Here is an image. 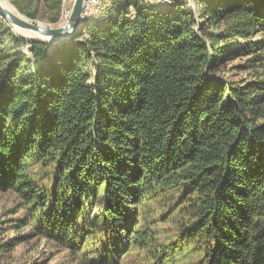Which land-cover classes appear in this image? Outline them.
<instances>
[{"label":"trees","instance_id":"16d2710c","mask_svg":"<svg viewBox=\"0 0 264 264\" xmlns=\"http://www.w3.org/2000/svg\"><path fill=\"white\" fill-rule=\"evenodd\" d=\"M148 3L115 1L27 56L0 47L12 230L81 264H264V0ZM14 4L53 25L68 7ZM236 59L252 77L225 76Z\"/></svg>","mask_w":264,"mask_h":264},{"label":"rangeland","instance_id":"374dc122","mask_svg":"<svg viewBox=\"0 0 264 264\" xmlns=\"http://www.w3.org/2000/svg\"><path fill=\"white\" fill-rule=\"evenodd\" d=\"M5 1H7L9 5L12 7V10L15 9L17 11V14L20 15L22 18L26 20H31L29 17L22 14L14 4L15 2L19 3L24 0H5ZM72 2L73 0H64V5L68 4V7L62 10L61 13L59 14L60 22L57 25L62 24L67 20ZM186 3L177 4V5H185L186 7L191 8L194 12L196 13L198 12L197 8L194 9L193 2L190 4L189 3L186 4ZM148 5L153 6L150 3H148ZM117 6L118 5L116 4L113 8L110 9V11L114 12ZM171 6H175V5H171ZM155 7H161V6H155ZM103 8H105V6L101 7L98 10L99 14L97 12L96 16L94 15L87 20L93 21L95 18L103 19L106 16L104 12L101 11ZM32 20L49 26H57L40 18L32 19ZM85 22L87 21H84L83 23ZM4 26H7L9 29L8 30L3 29ZM15 37L22 39L25 43L18 42L15 44L13 40V38ZM28 41H37V40H32V38L29 37V32L9 26L8 23H6L5 20L2 17H0V47L5 53L10 55L11 53H19L27 56L29 49ZM31 61L34 62L35 60L32 59ZM243 61H244L243 59H236L235 61L229 63L227 65L228 71L226 72L225 76L231 77L232 79L252 77L253 72L251 69L241 70L234 67L235 65H241ZM95 64L96 63L94 60H90L86 64L85 68L91 76H94L95 74ZM89 82H92V79H90ZM23 219H24L23 211L19 210L18 199L11 193H0V220L5 222V227L1 231L2 240L3 241H6L8 239L12 240L13 237H17L16 240L12 241L13 242L12 251H9L7 249L5 250V252L0 251L1 253H3V255L0 256L1 257L0 264H32L33 262H43L45 264H81L79 262L78 263L71 262V258L69 257L67 252L65 251L61 252L54 249L52 247L54 246L53 244L48 243L45 240H40L35 236H31L27 226L24 227L22 225L21 228H19L18 230L16 229L12 230L13 223H15L16 225H20Z\"/></svg>","mask_w":264,"mask_h":264},{"label":"water","instance_id":"95a60500","mask_svg":"<svg viewBox=\"0 0 264 264\" xmlns=\"http://www.w3.org/2000/svg\"><path fill=\"white\" fill-rule=\"evenodd\" d=\"M84 0H73L67 20L57 26H49L26 20L11 10L4 8L0 4V17H2L9 26L25 30L33 34L32 40L55 44L61 39H69L86 20L81 17L82 5Z\"/></svg>","mask_w":264,"mask_h":264},{"label":"bare ground","instance_id":"6f19581e","mask_svg":"<svg viewBox=\"0 0 264 264\" xmlns=\"http://www.w3.org/2000/svg\"><path fill=\"white\" fill-rule=\"evenodd\" d=\"M115 1L117 2L118 0H96V1H94L93 4L90 5V10L88 12V15H86L85 17H82V18L87 20V19L91 18L94 15L96 16L98 10L101 7H103V6H111V5L114 4ZM186 2L190 4V3L193 2V0H149V3L151 5H170V4H176V3L183 4V3H186ZM0 4L4 8H6L8 10H11L15 14H17V11L15 9L12 10V7L9 5V3L7 1L0 0ZM98 14H99V12H98ZM29 37L33 38V34L29 33Z\"/></svg>","mask_w":264,"mask_h":264},{"label":"built area","instance_id":"2783aa9c","mask_svg":"<svg viewBox=\"0 0 264 264\" xmlns=\"http://www.w3.org/2000/svg\"><path fill=\"white\" fill-rule=\"evenodd\" d=\"M96 0H84L83 6H82V17H85L88 15V12L90 10V5L93 4V2Z\"/></svg>","mask_w":264,"mask_h":264}]
</instances>
